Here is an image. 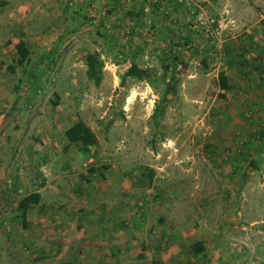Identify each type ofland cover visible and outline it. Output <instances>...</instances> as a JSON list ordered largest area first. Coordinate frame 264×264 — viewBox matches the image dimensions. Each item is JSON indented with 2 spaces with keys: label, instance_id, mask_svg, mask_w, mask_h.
I'll list each match as a JSON object with an SVG mask.
<instances>
[{
  "label": "rangeland",
  "instance_id": "1",
  "mask_svg": "<svg viewBox=\"0 0 264 264\" xmlns=\"http://www.w3.org/2000/svg\"><path fill=\"white\" fill-rule=\"evenodd\" d=\"M0 264H264V0H0Z\"/></svg>",
  "mask_w": 264,
  "mask_h": 264
},
{
  "label": "trees",
  "instance_id": "2",
  "mask_svg": "<svg viewBox=\"0 0 264 264\" xmlns=\"http://www.w3.org/2000/svg\"><path fill=\"white\" fill-rule=\"evenodd\" d=\"M85 65L87 67V77L92 80L95 85H98L101 81L102 73V62L98 59V54L96 52L92 54H87L84 58ZM151 69L149 68H140L136 64H132L127 70L126 74L130 77H135L139 80L148 78L151 76ZM218 86L219 89L224 91L228 88V81L226 75L221 72L218 77ZM64 136L68 143H82L87 145H96L98 143L96 135L83 121L79 120L73 123L64 131ZM94 168L88 169V173H93ZM39 193L32 192L25 197H23L18 204V209L21 215V218L25 220L27 210L32 206L36 205L39 201ZM192 253L200 254L204 251L203 245L201 242H196L190 246Z\"/></svg>",
  "mask_w": 264,
  "mask_h": 264
},
{
  "label": "built area",
  "instance_id": "3",
  "mask_svg": "<svg viewBox=\"0 0 264 264\" xmlns=\"http://www.w3.org/2000/svg\"><path fill=\"white\" fill-rule=\"evenodd\" d=\"M140 205H142V204H140Z\"/></svg>",
  "mask_w": 264,
  "mask_h": 264
},
{
  "label": "crops",
  "instance_id": "4",
  "mask_svg": "<svg viewBox=\"0 0 264 264\" xmlns=\"http://www.w3.org/2000/svg\"><path fill=\"white\" fill-rule=\"evenodd\" d=\"M115 2H116V0H115Z\"/></svg>",
  "mask_w": 264,
  "mask_h": 264
}]
</instances>
